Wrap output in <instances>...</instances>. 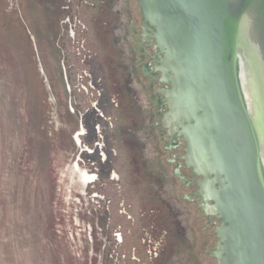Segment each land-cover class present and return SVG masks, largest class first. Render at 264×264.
<instances>
[{
  "label": "water",
  "instance_id": "obj_1",
  "mask_svg": "<svg viewBox=\"0 0 264 264\" xmlns=\"http://www.w3.org/2000/svg\"><path fill=\"white\" fill-rule=\"evenodd\" d=\"M130 3L201 264H264V0ZM0 264H103L57 0H0Z\"/></svg>",
  "mask_w": 264,
  "mask_h": 264
},
{
  "label": "rangeland",
  "instance_id": "obj_2",
  "mask_svg": "<svg viewBox=\"0 0 264 264\" xmlns=\"http://www.w3.org/2000/svg\"><path fill=\"white\" fill-rule=\"evenodd\" d=\"M57 1L94 176L102 263L186 264L185 252L190 249L201 264L143 72L145 62L130 0H112L116 22L107 26L99 21L103 17L95 0ZM125 42L130 50L123 47ZM131 59L135 77L132 66L130 70L126 66ZM125 78L135 86L130 90L134 102L116 92V85L127 83ZM161 167L164 183L169 182L163 186L156 175ZM166 255L170 257L164 261Z\"/></svg>",
  "mask_w": 264,
  "mask_h": 264
},
{
  "label": "crops",
  "instance_id": "obj_3",
  "mask_svg": "<svg viewBox=\"0 0 264 264\" xmlns=\"http://www.w3.org/2000/svg\"><path fill=\"white\" fill-rule=\"evenodd\" d=\"M95 3L97 4V8H99V13L98 14H100L101 15V17H103L102 19H100L99 21L100 22H102L101 24L102 25H112V24H114L115 22H116V20H115V18H116V13H114L113 12V10H114V8L112 7V0H95ZM111 8H112V10H111ZM109 12H108V11ZM108 13H107V12ZM127 42H125V45H124V43H123V47L125 48L126 47V49L127 50H130V44H126ZM126 64V63H125ZM130 65L132 66V70H133V76L135 77V71H134V63H132V59H131V63H127V67H129V70H130ZM130 72V71H129ZM128 76V74L125 76L126 78H128L127 77ZM125 78V81L127 82L125 85H122V86H120V85H116L115 86V89H116V92H120L121 93V97H123L126 101H129V100H131L132 102H134L133 101V94H132V92L130 91V90H133L134 88H135V86L134 85H132L131 83H130V81H127V79ZM152 146V148H153V145H151ZM154 149V148H153ZM142 151H144V150H142ZM155 155H156V153L155 152H153ZM157 177H158V179H159V181H160V184L162 183V186L163 185H166L165 183H169V182H165L164 183V181H166V179H164L163 178V175H164V177H165V170L164 169H162V167H161V169L160 170H158L157 171ZM160 177H161V179H160ZM159 197V202L161 203L162 202V200H161V198H160V196H158ZM164 200V199H163ZM165 201V200H164ZM169 201H172V199H169ZM173 202V201H172ZM173 204H175V203H173ZM174 208H176L175 206H174ZM175 245H176V248L178 249V244L175 242ZM193 252L194 251H192V250H186V252H185V256L187 257V255H188V258H189V260L185 257V263L187 264H198V260H197V258H196V256H194L193 255ZM169 255V254H168ZM165 257V256H164ZM163 257V258H164ZM170 257V256H169ZM169 257L166 255V259H163L164 261L166 260L167 261V259H169ZM164 263V262H163ZM166 264V263H165Z\"/></svg>",
  "mask_w": 264,
  "mask_h": 264
},
{
  "label": "flooded vegetation",
  "instance_id": "obj_4",
  "mask_svg": "<svg viewBox=\"0 0 264 264\" xmlns=\"http://www.w3.org/2000/svg\"><path fill=\"white\" fill-rule=\"evenodd\" d=\"M144 45L147 47H150V49H152V47L151 46H149V44H147V43H144ZM150 55H153L152 53L150 54ZM143 56V55H142ZM148 58V57H147ZM146 57H145V59H147ZM151 60V59H150ZM152 61V64H153V60H151ZM144 74L145 75H147L149 78H148V85L149 86H151V85H154V84H156L157 85V83H158V85L160 86L161 84L158 82V80H157V78L159 77V74L158 73H156V72H154V68H153V66L152 67H144ZM158 76V77H157ZM160 102V101H159ZM176 142H177V139L176 140H173L172 141V143L173 144H176ZM190 177H191V179L190 180H193V178H194V181L197 179V177H195V176H193V175H190ZM193 177V178H192ZM94 178V176L93 175H91V179H93ZM119 238L121 239V236H120V234H119Z\"/></svg>",
  "mask_w": 264,
  "mask_h": 264
}]
</instances>
